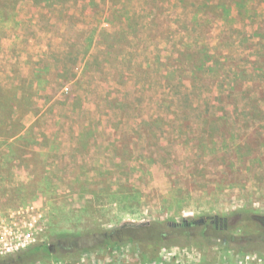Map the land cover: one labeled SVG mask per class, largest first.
Here are the masks:
<instances>
[{
	"label": "rangeland",
	"instance_id": "374dc122",
	"mask_svg": "<svg viewBox=\"0 0 264 264\" xmlns=\"http://www.w3.org/2000/svg\"><path fill=\"white\" fill-rule=\"evenodd\" d=\"M37 215L33 264H264V0H0V216ZM208 217L251 249L137 229Z\"/></svg>",
	"mask_w": 264,
	"mask_h": 264
},
{
	"label": "trees",
	"instance_id": "16d2710c",
	"mask_svg": "<svg viewBox=\"0 0 264 264\" xmlns=\"http://www.w3.org/2000/svg\"><path fill=\"white\" fill-rule=\"evenodd\" d=\"M14 137V135L12 136ZM224 220H228V219H224ZM244 220H248L251 224H253V226L256 227L257 230H260V233H256L255 236H258L260 238L263 239L264 241V225L259 223L257 221L256 218H250L249 216L247 217L244 216ZM140 228V230L145 231V233H147L146 235L148 236L147 239V243L150 246L153 247H171V245L173 242H166L163 238V236H165L164 231L168 230V228L166 229H157V228H150L148 225L146 226H141V227H137V229ZM232 228V227H230ZM121 230H115V231H111V232H104L102 234H104V238L102 240L103 245H101L99 247L100 248H117L119 247L122 243H128V244H142L144 241L142 240H138L135 238L133 232L134 231H130L131 233L128 235V238H126V240L121 241V239H117L116 236L118 234L116 233H121ZM135 230V229H133ZM137 231V230H136ZM101 234V233H100ZM168 235V234H167ZM186 237L188 238L189 235L187 234ZM204 238V237H202ZM232 240H237L238 238L236 236H231V238L229 239L230 241ZM230 241H227V244L225 245L226 249H230ZM180 242V241H179ZM177 245V244H176ZM223 245V243H222ZM79 245H76L75 243H63L62 248L60 247L58 254L60 255V257H64V255H78L84 252H88V251H95L96 248H92V249H79ZM177 247H180L179 245H177ZM54 251L57 250H53L52 248H50V246L48 244H36L33 245L25 250H22L18 253H15L10 256H7L5 258H0V264H33L35 262H40L43 261L45 259H48L50 257H53Z\"/></svg>",
	"mask_w": 264,
	"mask_h": 264
},
{
	"label": "flooded vegetation",
	"instance_id": "af4514ba",
	"mask_svg": "<svg viewBox=\"0 0 264 264\" xmlns=\"http://www.w3.org/2000/svg\"><path fill=\"white\" fill-rule=\"evenodd\" d=\"M257 221L264 225V219ZM232 227V228H230ZM168 230L164 231L165 236H163L166 242H173L171 247H177L178 241L186 239V235H189V238L192 240L198 239L202 240L204 238H212L217 240L218 242H222L223 246L227 244V241H230V234L235 231L236 227L231 226L227 220L222 218L214 217V218H205L194 222H189L188 220H184L182 223H170L168 224ZM260 231V230H258ZM168 234V235H167ZM229 234V235H228ZM204 237V238H202ZM257 242H262L263 239L256 236L255 237ZM235 241V240H234ZM245 243L246 241L239 242L241 244ZM238 242H234L231 240L229 245L230 248L236 249L237 253L240 251L251 249L248 243L244 244V249L242 248L243 245H240ZM61 243H58V247L62 248ZM179 245V244H178ZM50 248H52L50 246ZM165 248V247H162ZM56 252V251H54Z\"/></svg>",
	"mask_w": 264,
	"mask_h": 264
},
{
	"label": "built area",
	"instance_id": "2783aa9c",
	"mask_svg": "<svg viewBox=\"0 0 264 264\" xmlns=\"http://www.w3.org/2000/svg\"><path fill=\"white\" fill-rule=\"evenodd\" d=\"M41 218L42 216L37 215L36 218L24 222H8L0 216V258L36 245L41 234V230L39 231ZM242 259L236 260L233 264H248L251 257L247 255Z\"/></svg>",
	"mask_w": 264,
	"mask_h": 264
}]
</instances>
